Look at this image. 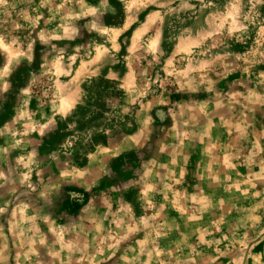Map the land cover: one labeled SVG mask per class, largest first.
<instances>
[{
	"label": "clouds",
	"instance_id": "obj_1",
	"mask_svg": "<svg viewBox=\"0 0 264 264\" xmlns=\"http://www.w3.org/2000/svg\"><path fill=\"white\" fill-rule=\"evenodd\" d=\"M262 63L264 0H0V264H261ZM213 121L231 144L215 155ZM185 183L210 222L166 228Z\"/></svg>",
	"mask_w": 264,
	"mask_h": 264
},
{
	"label": "rangeland",
	"instance_id": "obj_2",
	"mask_svg": "<svg viewBox=\"0 0 264 264\" xmlns=\"http://www.w3.org/2000/svg\"><path fill=\"white\" fill-rule=\"evenodd\" d=\"M203 38V37H202ZM198 43V40L196 38H192L188 41L185 42L186 46H192ZM254 70H259V71H264V63L258 64L255 66ZM247 79V76L245 75L244 77ZM254 79V77H253ZM241 80V73L236 71L232 72L229 74L227 80H224L220 82L219 87L223 90H226L228 88L229 82L230 81H235L239 83ZM173 100L179 101L180 97L178 95H173L171 97ZM200 99H204V97H200ZM10 115V111H9ZM6 118V117H5ZM163 118V117H162ZM197 119H199L197 117ZM217 121H213V127L209 131V139L213 141V143H210L208 145L209 150L215 155L216 153L220 152L223 153V149L231 147L230 141H229V128L228 127H216ZM218 138V142H217ZM61 137L57 136L55 137L52 141H49L45 144L44 148L46 149L48 144L55 145L58 140H60ZM264 143V142H262ZM204 159L201 156V152L199 148H195L192 150V155L189 158V165H188V170L191 172L197 163V161ZM164 162H166V158H163ZM215 170V166H214ZM259 169L257 168L256 171ZM226 171H229L230 174L235 176V172H233L230 168H226ZM238 171L243 175L247 176L248 170L246 168H239ZM186 180L190 181L191 176L186 177ZM183 188L185 190H181L177 192V207L172 208L171 206L166 205L161 211L160 215L157 217V219L166 227L170 228V226L173 223L177 224H183L184 223V217L187 215L191 214L195 218L189 222L190 225H194L197 223H208L210 222V217L207 214H204L202 217L196 216V209L189 207H186L184 204V199L188 196H191L193 198L196 197V194L192 191V188L190 184L185 183L183 185ZM212 189V185L210 184H205L204 186V191L205 193H209L210 190ZM218 195H223L222 189L218 192ZM76 198H80L79 194L76 192H71L69 191V201L75 200ZM129 201V210L133 215V219L138 218L142 213L141 210L139 209L138 205L134 203V189L130 190L129 193L125 197ZM158 199H160L158 197ZM69 201H66L65 203V208L68 209L69 211L75 213L78 211V205L72 204ZM106 204L108 201L105 202ZM245 207L248 206V202H242ZM110 206V205H109ZM234 216V213L229 215V219H232ZM60 223H63V221H60ZM185 234L188 233L189 228H184L183 229ZM200 235L203 237V239H209L210 237L207 236L203 232V229H201ZM180 237L178 234L175 232L174 229L170 230L167 234L162 233V235L159 237L158 243H159V248L162 251H168L172 252L173 249L176 248L177 243L179 242ZM189 243H191V239L189 240ZM221 248H223V245H221ZM197 251H200L199 249ZM253 254H259L261 264H264V242L258 244L254 249H253ZM217 264H228L227 257H222L220 261H217ZM251 264V262H249Z\"/></svg>",
	"mask_w": 264,
	"mask_h": 264
}]
</instances>
